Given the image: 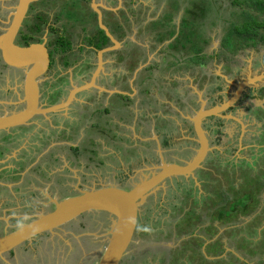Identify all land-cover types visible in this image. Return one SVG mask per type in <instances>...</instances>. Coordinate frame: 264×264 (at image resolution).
I'll return each mask as SVG.
<instances>
[{"label": "rangeland", "instance_id": "rangeland-1", "mask_svg": "<svg viewBox=\"0 0 264 264\" xmlns=\"http://www.w3.org/2000/svg\"><path fill=\"white\" fill-rule=\"evenodd\" d=\"M194 1L199 0H124L125 5L120 6L127 45L120 49L126 58L121 61L117 56L112 63L114 55L105 53L102 58L109 61L104 63L98 79L100 87L111 91L93 88L82 92L73 112L38 115L28 126L0 133L2 235L52 208V200L92 188L131 189L157 172L162 161L179 165L189 162L198 149L189 119L201 103L206 101V108L218 106L240 83L257 77L254 88L260 86V81L262 92L246 88L233 106L234 115H229L233 119L204 121L211 151L203 168L193 178L176 177L162 182L142 201L135 237L121 264H264V187L254 190V173L264 169V45L240 52L231 62L223 61L221 41L231 22H221L220 14H229L227 18L232 16L233 22L240 18L233 15L237 7L229 6L231 0H213L216 16H211L203 29L210 41L205 49L211 58L208 67L179 64L147 69L151 64L163 65L171 53L166 50L170 41L159 45L150 23L172 12L179 28L181 19L187 16L186 8L192 9ZM70 2L35 4L37 9H46L50 17H58L61 22L57 26L67 27L73 35L74 50L67 55L69 65L64 66L58 55L49 78L42 81L44 104L63 99V91L67 90H59L60 85L70 82L79 86L89 80L96 67V51L79 49L82 41H76V37L81 35L80 27H72L70 20L77 22L84 13L77 10V3ZM107 2L108 7L116 6L112 0ZM16 3L17 0H0V20H7ZM98 5L94 3L93 9ZM120 6L114 10L118 12ZM83 10H90L88 3ZM138 56L139 62L133 68ZM225 63L233 69L223 70ZM239 66L244 69L235 68ZM215 75L222 78L216 80ZM2 81L0 101L17 102L23 81L11 75H5ZM218 83L224 90L214 91ZM125 95L132 101L118 98ZM251 95L258 97L251 99ZM123 102L126 109H117ZM105 107L111 109L110 114L103 112ZM16 110L18 107L11 109ZM75 146L83 151L74 152ZM128 148L137 157H130ZM53 156L62 159L55 162ZM221 190L229 195L222 196L223 200L236 198L239 192L253 198L246 210H237L230 217L231 221L210 219L213 210L224 204ZM112 224L113 218L107 214H86L67 228L41 234L22 246L14 258L8 253L0 257V264H98ZM79 225L82 227L73 231Z\"/></svg>", "mask_w": 264, "mask_h": 264}, {"label": "water", "instance_id": "water-1", "mask_svg": "<svg viewBox=\"0 0 264 264\" xmlns=\"http://www.w3.org/2000/svg\"><path fill=\"white\" fill-rule=\"evenodd\" d=\"M33 1L17 0L10 14L8 26L0 34L2 62L8 68L24 72L25 76L22 83V93L18 97V101L9 102L13 105H22V107L18 111L0 115V132L30 125L38 115L48 116L52 113L66 111L77 99V95L82 92L93 88L99 91H111L100 87L97 80L103 73V55L116 50L120 43L101 24V29L105 31L113 46L97 51V67L90 80L79 86H73L67 98L57 104L47 106L41 102L39 84L46 79L50 66L46 49L40 44L22 47L15 43L29 6ZM256 78L247 79L240 83L227 102L211 108H206L205 102L201 103L199 110L189 119L198 143L196 155L192 160L180 165L166 164L162 161L157 172L131 189L107 186L80 191L76 195L61 200L51 199L54 203L53 210L45 211L14 231L0 236V257L3 258L4 255L20 246L31 243L43 233H52L54 230L61 229L62 226L78 219L83 214L100 212L112 217L113 224L109 233V241L98 264H121L135 237L142 201L152 194L159 184L168 179L180 176L194 177L195 172L203 167L211 151L208 134L203 126L204 121L213 116H222V112L233 107L242 97L246 88L257 81Z\"/></svg>", "mask_w": 264, "mask_h": 264}, {"label": "trees", "instance_id": "trees-1", "mask_svg": "<svg viewBox=\"0 0 264 264\" xmlns=\"http://www.w3.org/2000/svg\"><path fill=\"white\" fill-rule=\"evenodd\" d=\"M229 6L237 7V10L233 12V15L238 16L240 20L238 22H233L232 16L227 18L229 14L222 15L224 14L223 12L220 14V19H222L221 22H231L230 27L225 31V35L221 41V55L224 56L223 59L227 62H229V60L230 62L231 60L233 61L235 56L240 54V52L249 49H256L264 45V0H231V4H229ZM177 7L178 5L175 6V8ZM215 7L216 3L213 0L194 1L192 3V9L186 8L185 14H187V16H184L181 19L179 28H177L174 23L175 15L172 12L164 13V16L162 17L163 20L157 19L154 22H151V30L153 33H155L154 39L159 45L170 41L166 46V50L171 51V53L165 57V63L163 65L151 64V66L147 69L150 70L154 69L155 67L162 66L169 68V66H176L179 64L193 66V68L198 67L200 69L202 67H206V65L209 64L211 60L210 56L208 57L205 53V49L210 41L208 36L205 35L203 29L206 25V21L215 14ZM220 19L215 22L213 26H217ZM111 29L114 30V33H116V35H118L120 38H125V35H127V31L126 34L120 31L117 22L111 25ZM99 33V37L91 38L88 41V44L94 47L96 50H101L111 45L109 38L104 34V32L100 31ZM29 41L31 40L29 39ZM63 42L64 41H62V45L58 47V50L62 51L63 65L68 66L69 61L67 60V55L71 52L72 46L68 41L66 43L64 42V44ZM188 43H192V45H189ZM125 58L126 56L120 54L119 60L123 61ZM139 59L140 57L136 59L135 62L133 61L134 63L132 62L133 66L131 64L130 66L134 68V64L139 62ZM118 98H123V100L126 102L132 101V98H130L128 95L118 96ZM124 103L119 105L117 109L125 108ZM103 112L106 113V115L110 114L111 109L105 107ZM111 132L113 131L110 130V133ZM115 133H113L114 138L117 137ZM167 143L168 142H165V145ZM73 150H76L78 153L80 148H73ZM127 150L130 154V157H137L135 152L133 153V150H130L129 148ZM263 170H259L254 173V176H257V183L254 190L257 189L261 191L264 187V180L263 183H260V181L264 179ZM248 177H250L249 174ZM253 183L255 182L252 181V184ZM220 193L221 197L229 196L226 195L223 190H221ZM239 194L240 195L236 198L228 197L225 200H223L222 197L224 204L221 205L220 208L213 210L212 215H210V219L222 220L223 218H227L228 221H231L232 216L237 212V210H246L253 197L249 194H246L245 192H242V195L241 192H239ZM246 255L248 254L246 253Z\"/></svg>", "mask_w": 264, "mask_h": 264}, {"label": "flooded vegetation", "instance_id": "flooded-vegetation-1", "mask_svg": "<svg viewBox=\"0 0 264 264\" xmlns=\"http://www.w3.org/2000/svg\"><path fill=\"white\" fill-rule=\"evenodd\" d=\"M46 1H51V0H34L30 4L29 9H28V12L26 14V17H25V19H24V21L22 23V26H21V28H20V30L18 32V35H17V38H16L15 43L17 45H19V46H22V47H27V46H30L31 44H40V45H43V47L46 49V52H47V54L49 56V60H50L49 70H48V72L46 74V79H47V78H49L48 77V75H49L48 73L50 72V69L52 68L53 64L55 63V57H57L59 55L62 58V51L61 50H58V47L60 45H62V41H64L65 43L67 41L69 43H71V46H72L71 47L72 48L71 52L74 50V48H73V44L71 42L73 35L71 34L70 31H68V28L67 27H64V26H57V22L58 21L61 22V20L58 19V17L57 18L55 17V19H54V16L55 15L50 17V14H48L45 11L46 9H43V7H41L40 9H37L38 7L35 6V4L36 3H39V2L40 3L41 2H45V4H46ZM73 1L78 4L77 10L79 9V10H81L84 13L83 17H80V19L77 20V22H75L74 20H70L72 27L75 24H78L79 27H80L79 33H81V35L80 36H77L78 38L76 37V41H79V40L82 41V43L79 44L80 51H85L86 53H88L91 48L94 51L96 50V49H94V47H92V46H90L88 44V41L91 38L99 37V34H100L99 32L100 31H103L104 34L106 35L105 31L103 29H101V27H100V25L103 24L109 30V32L112 34V36L120 43L118 49L106 53V54H109L110 53L111 55H114V58H115V61H116L117 56H120V54L123 55L124 51L121 52L120 46H122V50H123L124 46L126 47V45H125L126 44V41L123 43V41H124L123 39L124 38L118 37V35H116V33H114V30L111 29V25L114 24L115 22H117L118 23V26L120 28V31H122V33L126 34L127 29L125 27V20H123V18L121 17V14L123 12V9L121 8V6L125 5L124 0H123V4L121 2L122 0H112L113 2L116 3V6L115 7H108L107 6L108 5L107 0H71L70 3H73ZM87 3L90 6V10L87 11V13H86L83 10V8H84V4H87ZM94 3H99L98 9H95V10L93 9L92 6H93ZM119 6H120V9H118V12H117V10H114V9H117ZM70 9L71 10H74L71 7H70ZM12 11H13V8H12ZM99 14H100V16H99ZM9 17H10V15H9ZM9 17L5 21L0 20V34H2L4 32V29L8 26V21L10 19ZM90 25H92V29H89ZM126 36L127 35H125V37ZM29 39L31 41H29ZM64 42H63V44H64ZM110 42H111V40H110ZM109 46H113V43L111 42V45H109ZM109 46H107V47H109ZM97 51L98 50H96V53H97ZM96 57H97V54H96ZM96 61L98 62V59L97 58H96ZM223 61H225V60H223ZM97 62H96V67H97ZM229 62H230V60H229ZM228 65H229L228 63H225L224 66H223L224 69L223 68L222 69L223 70H225V69L227 70V69H230V68L233 69L231 65H229V66ZM206 66L208 67V64ZM225 66H228V68H225ZM96 67H95V69H96ZM243 67L244 68L247 67V64H246V66H243ZM243 67H240L239 66V67H235V68H239L238 70H241V69H244ZM92 73H91V76H92ZM5 75H7V76L8 75H11L12 77L17 78L19 81H24V77H25L24 76V72L18 71V70L16 71L14 69L8 68L2 62L1 52H0V81L3 80V78H4ZM91 76H90V78H91ZM90 78H89V80H90ZM220 78H222V77L215 75V79L216 80L217 79H220ZM88 81H84V82H88ZM73 82H75V81H73ZM261 83L262 82L259 81L258 84H260V86L258 88H254L255 85H256V82H255L254 84L251 85L252 88H250L249 90H252V91L253 90H256L258 92H262V89L263 88H261L262 87L261 86ZM42 84H43L42 82H40V84H39V88H40V91H41V96H42V89H41ZM218 86L221 87L220 83H218ZM58 88H59V90H63L65 88H66L65 90H67V92L66 91H63V92L66 93V96L63 99H61V101H62V100H65L67 98V96L69 95L70 91L73 88V85H72V83L69 82V84L67 86L60 85ZM21 89H22V87H21ZM219 90L220 89L217 87V88H215L214 91H219ZM78 96H79V94L77 95V97ZM219 97H221V96H219ZM230 97H231V95H230ZM257 97H258V95L257 96L256 95H254V96L251 95V99H256ZM261 97L264 98V95L261 96ZM221 98H219V99H221ZM17 99H19V98H17ZM239 100H238V102H239ZM41 101H42V98H41ZM74 105H78V103H76V102L73 103L71 105L72 107H70V108L73 109L74 108ZM17 107H18V110H19L22 107V105H13V104H9L8 102H1L0 101V115H3L5 113H10V112H12L11 111L12 108H17ZM233 109H234V107H231V108L227 109L226 111L222 112L221 113L222 117L223 116L234 115V113L232 112ZM18 110H16V111H18ZM222 117H220V116H213V117H210V118L211 119L226 120V121L228 120V119H226L224 117L222 118ZM210 118H207V119H210ZM34 119H33V121H34ZM230 120L231 119H229V121ZM204 125H205V123L203 124V126ZM17 128H15V129H17ZM4 132H7V131H2L0 133H4ZM180 177H182V178H188V177H183V176H180ZM174 178H176V177H174ZM76 194H78V193H76ZM53 208H54V206L52 208H50V209H47L46 211H51V210H53ZM94 213H96V212H94ZM86 214H89V213H86ZM86 214H83L82 216H84ZM82 216H80L78 219H80ZM32 218H30V220H32ZM76 220H74V221H76ZM69 224H70V222L67 223V224H65L64 226H62L61 229L62 228H67L69 226ZM74 224H76V223H74ZM81 227H82V225H79V226H77L75 228V230L73 229V231H77L78 228H81ZM12 230L14 231L15 229H12ZM12 230H11V232H12ZM46 233L51 234L50 232H46ZM0 235H2V234L0 233ZM26 244H24L23 246H25ZM216 244H218V242ZM21 247L22 246H20L19 248L15 249V250H13L11 252H9L8 254H10L11 257L14 258V256L17 253V251ZM6 255H4V256H6Z\"/></svg>", "mask_w": 264, "mask_h": 264}, {"label": "crops", "instance_id": "crops-1", "mask_svg": "<svg viewBox=\"0 0 264 264\" xmlns=\"http://www.w3.org/2000/svg\"><path fill=\"white\" fill-rule=\"evenodd\" d=\"M124 42H125V41H123V43H124ZM121 47H122V46H120V48H121ZM118 48H119V47H118ZM118 48H117V49H118ZM96 58L98 59V57H96ZM108 59H109V58H108ZM108 59H106L105 61L103 60V71H104V63H105ZM108 61H109V60H108ZM111 62L114 63V62H115V58H114V59L112 58V59H111ZM82 84H83V83H82ZM216 86H217L219 89L224 90V88L219 87L218 85H216ZM225 87H226V86H225ZM249 87H251V85H250ZM214 90H215V88H214ZM219 98H221V97H219ZM229 99H230V98H229ZM229 99H228V100H229ZM76 100H77V99H76ZM76 100H75L74 102H76ZM228 100H226L225 102H227ZM74 102H73V103H74ZM73 103H72V104H73ZM123 103H124V102H123ZM223 103H224V102H223ZM72 104H71V105H72ZM205 104H206V101H205ZM49 105H52V104L49 103ZM71 105L69 106L68 110H66V111H62V112H66V113H67V111H68V113L73 112V109L70 108V107H72ZM200 106H201V105H200ZM198 110H199V109H198ZM66 113H63V114H66ZM54 114H58V112H57V113L49 114V116L54 115ZM220 117H222V116H220ZM223 117L226 118V119H233V118H231V116H227V117H226V116H223ZM223 117H222V118H223ZM235 117H236V116H235ZM206 120H207V119H206ZM206 120H205V121H206ZM192 126H193V125H192ZM193 131H194V130H193ZM115 134H117V133H115ZM112 137H113V135H112ZM113 138H114V137H113ZM113 138H112V139H113ZM116 139H117V138H114V139H113L114 142H116V141H115ZM209 140H210V139H209ZM73 148H74V147H72V149H73ZM75 148H80V147L75 146ZM79 151H83V150L80 149ZM74 152H77V151L74 150ZM53 158H54L55 162H60V160L62 159V157H59L58 160H57V158H55V156H53ZM120 163H122V162L120 161Z\"/></svg>", "mask_w": 264, "mask_h": 264}, {"label": "clouds", "instance_id": "clouds-1", "mask_svg": "<svg viewBox=\"0 0 264 264\" xmlns=\"http://www.w3.org/2000/svg\"><path fill=\"white\" fill-rule=\"evenodd\" d=\"M61 101V100H60ZM60 101H58V102H56V103H54V104H57V103H59ZM42 102V101H41ZM54 104H52V105H54ZM47 106H50L49 104H46ZM28 126V125H27ZM22 127H25V126H22ZM59 200H61V199H59Z\"/></svg>", "mask_w": 264, "mask_h": 264}]
</instances>
